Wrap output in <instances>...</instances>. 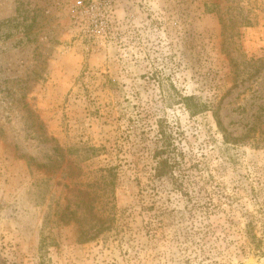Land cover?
Masks as SVG:
<instances>
[{
    "label": "rangeland",
    "instance_id": "rangeland-1",
    "mask_svg": "<svg viewBox=\"0 0 264 264\" xmlns=\"http://www.w3.org/2000/svg\"><path fill=\"white\" fill-rule=\"evenodd\" d=\"M0 264H264V0H0Z\"/></svg>",
    "mask_w": 264,
    "mask_h": 264
},
{
    "label": "trees",
    "instance_id": "trees-1",
    "mask_svg": "<svg viewBox=\"0 0 264 264\" xmlns=\"http://www.w3.org/2000/svg\"><path fill=\"white\" fill-rule=\"evenodd\" d=\"M220 122V121H219Z\"/></svg>",
    "mask_w": 264,
    "mask_h": 264
}]
</instances>
